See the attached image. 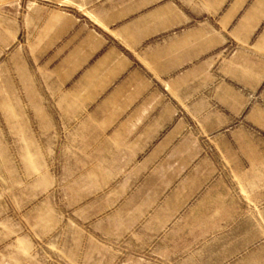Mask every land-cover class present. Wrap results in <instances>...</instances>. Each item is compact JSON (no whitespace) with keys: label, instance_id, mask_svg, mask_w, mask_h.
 Returning a JSON list of instances; mask_svg holds the SVG:
<instances>
[{"label":"crops","instance_id":"1","mask_svg":"<svg viewBox=\"0 0 264 264\" xmlns=\"http://www.w3.org/2000/svg\"><path fill=\"white\" fill-rule=\"evenodd\" d=\"M226 2L95 1L94 27L63 46L46 90L66 146L88 166L93 208H140L132 220L147 214L144 228L166 243L214 234V264H264L261 223L229 219L238 207L212 149L228 142L214 134L229 116L213 69L228 67V42L238 68L245 52L264 58V0Z\"/></svg>","mask_w":264,"mask_h":264},{"label":"rangeland","instance_id":"2","mask_svg":"<svg viewBox=\"0 0 264 264\" xmlns=\"http://www.w3.org/2000/svg\"><path fill=\"white\" fill-rule=\"evenodd\" d=\"M95 1L0 0V264H214L212 235L166 243L144 228L147 214L132 220L140 208H93L88 166L66 146L46 83L63 46L94 27L87 12ZM223 53L228 67L213 69L223 83L212 91L227 95L229 116L214 136L228 142L212 149L238 207L227 215L261 223L264 253V58L245 52L238 68L236 45Z\"/></svg>","mask_w":264,"mask_h":264}]
</instances>
